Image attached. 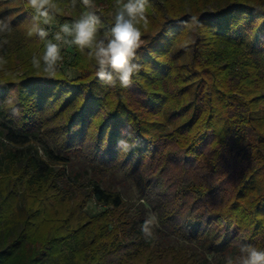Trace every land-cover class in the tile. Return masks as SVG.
<instances>
[{
    "label": "trees",
    "instance_id": "16d2710c",
    "mask_svg": "<svg viewBox=\"0 0 264 264\" xmlns=\"http://www.w3.org/2000/svg\"><path fill=\"white\" fill-rule=\"evenodd\" d=\"M94 3L56 19L95 11L110 29L115 0ZM25 11L33 15L23 9L0 38L10 49L37 41ZM147 15L143 67L128 88L102 95L94 62L75 46L76 81L0 80V264H227L241 244L264 249V0H150ZM192 16L199 27L184 26ZM12 85L33 102L18 105L17 120L2 105ZM66 92L77 104L62 143L50 145L36 109ZM129 131L136 146L123 152ZM128 179L134 200L121 192ZM91 197L101 211L87 216ZM149 211L153 239L141 232Z\"/></svg>",
    "mask_w": 264,
    "mask_h": 264
},
{
    "label": "clouds",
    "instance_id": "9594fccd",
    "mask_svg": "<svg viewBox=\"0 0 264 264\" xmlns=\"http://www.w3.org/2000/svg\"><path fill=\"white\" fill-rule=\"evenodd\" d=\"M77 0H72L75 6ZM85 9H95L94 0H79ZM27 7L32 9L27 36H36L44 42L41 56L33 55L31 66L42 72L47 78H55L63 62L62 49L75 46L82 54H86L94 62L95 76L104 85L115 88H128L138 74L142 65L138 62L137 53L143 46L142 37L147 31L150 20L147 12L150 0H115L113 25L101 32V18L95 11H84L78 19L59 24L58 30L51 34V28L60 12L57 0H27ZM47 26V27H45ZM188 28L199 27L197 17H190L184 22ZM143 29V31H142ZM11 31V21L0 18V37ZM8 43L6 38L0 39V47ZM7 61L0 57V69ZM128 139L117 141V148L123 152H130L135 143L132 142L134 131L126 133ZM158 219L154 214L141 225V232L146 239L154 238V227ZM227 264H264V249L253 245L241 244L239 254L228 256Z\"/></svg>",
    "mask_w": 264,
    "mask_h": 264
},
{
    "label": "rangeland",
    "instance_id": "374dc122",
    "mask_svg": "<svg viewBox=\"0 0 264 264\" xmlns=\"http://www.w3.org/2000/svg\"><path fill=\"white\" fill-rule=\"evenodd\" d=\"M60 12L57 15V18L66 19L70 16L74 15L75 11H79V0H77L75 6L72 4V0H57ZM27 0H0V18H8L10 20H18L19 14L22 12L23 9L26 10ZM25 17L24 21H22L24 24L28 26V22L31 19V16H29V13L27 11L24 12ZM21 17V18H22ZM61 20L56 21L58 23H55V26L57 28L52 27L49 28L50 36L49 39H51V34L58 30L59 24L65 23ZM23 25L22 23H19ZM47 27V26H45ZM13 29L17 30L15 26H13ZM20 36V35H19ZM1 38V37H0ZM37 41H30L27 42L23 39L20 40V43L17 46L9 47L3 46L0 47V57H3L7 63L4 65L3 69H0V80H12L17 81L23 76H26L27 74H40L42 72H39L32 68L31 66V58L33 55L41 56L44 51V42L41 41L39 38L36 37ZM74 48L73 47H67L65 51H62V55L64 57L62 65L60 67V70L57 74V76H60V78L63 79V81H66V83H69L70 81H76L78 80L79 75L81 73L80 69L73 64L74 62ZM95 71L93 73H90V78L93 80H99L95 75ZM56 76V77H57ZM94 76V77H93ZM97 85L100 84L97 81L95 82ZM12 89L7 93L3 100V109L6 114H8L10 117L17 120L15 117L17 114L20 113L21 109H18V105L28 107L27 111L29 109H32L29 104L33 103L30 99L23 98L22 96L19 97V93L17 91V86L12 85ZM101 93L102 95L105 94L107 90H109L108 86L101 83ZM67 93V92H66ZM64 94L60 97V99L57 100L55 103V100L52 101L53 103H49L44 107H41V109L37 108V114L40 115L43 120L45 119L44 130L45 137L49 140L50 145H58L61 144L64 138V128L63 125L66 122V120L69 117V114L72 112L73 108L72 106H75L77 103L74 100H69L66 98L69 93ZM137 95V94H136ZM132 98L129 99V102H133V98H136V96L132 95ZM51 106V107H50ZM98 113L95 118L99 119L101 115ZM2 115H0L1 118ZM1 120V119H0ZM47 135V136H46ZM44 138L43 136H41ZM35 141L34 145L38 149V153L42 154V144L43 142L38 139H33ZM55 142V143H54ZM71 170L72 172L77 175V179L79 181H85L89 175V170L87 167V164L83 162L82 160L75 159L71 164ZM71 172V173H72ZM72 173V174H73ZM71 174V181H77V179ZM74 174V175H75ZM120 177V175H117ZM122 195L125 200H134L137 195V189L136 185L131 179H128L125 182V185L123 189L121 190ZM69 208H72L71 206ZM83 212L87 216H91L93 214H96L97 212L101 211V207L95 202V200L91 198H87L84 201L83 204ZM53 211V210H52ZM150 214H154L153 211H149L147 213V217H149ZM155 215V214H154Z\"/></svg>",
    "mask_w": 264,
    "mask_h": 264
},
{
    "label": "built area",
    "instance_id": "2783aa9c",
    "mask_svg": "<svg viewBox=\"0 0 264 264\" xmlns=\"http://www.w3.org/2000/svg\"><path fill=\"white\" fill-rule=\"evenodd\" d=\"M61 24H63V23H61ZM52 27H55V28H57V26H55V24L52 26ZM51 27V28H52ZM51 32V31H50ZM65 49H67V47L66 48H64V49H62V51L64 52L65 51Z\"/></svg>",
    "mask_w": 264,
    "mask_h": 264
}]
</instances>
